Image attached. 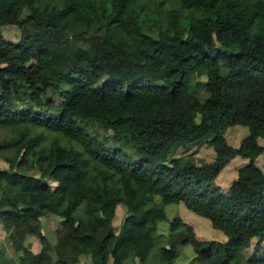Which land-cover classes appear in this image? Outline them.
I'll return each mask as SVG.
<instances>
[{"label": "trees", "instance_id": "1", "mask_svg": "<svg viewBox=\"0 0 264 264\" xmlns=\"http://www.w3.org/2000/svg\"><path fill=\"white\" fill-rule=\"evenodd\" d=\"M257 2L0 0V127L15 133L0 141L12 154L0 168V221L22 251L19 263L0 264H175L184 245L191 264H264ZM11 25L17 42L4 38ZM200 76L205 100L194 89ZM232 126L248 129L238 146L224 136ZM45 134L55 136L48 146ZM180 144L209 145L214 159L187 164L171 156ZM236 157L247 162L224 192L216 179ZM178 203L227 241L203 239L180 216L158 233L165 206ZM50 215L62 218L56 243L41 230ZM25 234L38 254L16 241Z\"/></svg>", "mask_w": 264, "mask_h": 264}, {"label": "rangeland", "instance_id": "2", "mask_svg": "<svg viewBox=\"0 0 264 264\" xmlns=\"http://www.w3.org/2000/svg\"><path fill=\"white\" fill-rule=\"evenodd\" d=\"M155 2H160L162 0H153ZM164 9L163 4H161L160 10ZM253 9L256 12H260L264 10L263 3H255L253 4ZM26 10L23 12V15H26ZM150 21V20H149ZM150 21L151 27L153 28L152 23ZM164 22V21H163ZM2 32L5 40L17 42L20 39V30L17 26H4L2 28ZM205 76H200L196 78L194 89L196 94L201 100H205L207 97V92L205 89ZM18 106L21 109H25L28 107L27 103L20 104L18 102ZM92 134H98L101 136L110 137L111 131L105 130L103 127L97 124H91L89 128ZM248 134V129L243 126H232L228 127L224 131V136L226 141L231 146H238L241 140ZM12 136H15L10 129L1 128L0 127V141L10 139ZM55 138L52 134H45L43 138V144L48 146L51 141ZM63 140V139H62ZM65 142V141H63ZM259 143L264 146V140H259ZM196 150V153L194 154ZM12 155L8 152L0 153V168L7 169L8 162L6 161V157H10ZM172 157L180 158L183 162L187 164L194 163H206L211 162L214 159V151L209 145H201L198 144H190L187 146H183L182 144L176 146L171 153ZM170 156V157H171ZM247 162L246 159L241 157L234 158L219 174L216 179V183L219 184L224 192L228 191L231 184L237 179L238 169L240 166L244 165ZM258 166L264 171V153H262L257 159ZM17 171L19 169H16ZM83 206L79 208V214L82 212ZM165 212L167 215V220L161 221L158 224V233L162 235H166L169 232L170 221L176 217L180 216L185 222L192 225L195 231L203 238L207 240H219V241H227V237L220 230H217L212 227L209 219L196 214L195 212L187 209L183 203L178 204H168L165 206ZM62 218L50 215L41 219V230L44 234L47 235V239L52 243H56L57 237L59 236V230L61 229ZM14 240V239H13ZM13 240L7 238V231L3 228L2 223L0 221V261H3V257L9 259L12 263H19L20 257L22 255V251L16 252L15 246L13 244ZM18 244L27 245L28 248L31 249L32 252L38 254L41 249V244L36 236L33 234H25L23 237H19L16 239ZM258 247L257 240H253L251 248L246 252V255L254 254V251ZM157 248H154L152 251V256L156 254ZM195 257V252L192 246L184 245L178 247V254L175 260V264H191V260ZM158 260L152 259L153 264H157Z\"/></svg>", "mask_w": 264, "mask_h": 264}]
</instances>
